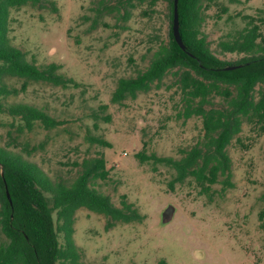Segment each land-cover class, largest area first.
<instances>
[{"label":"rangeland","instance_id":"rangeland-1","mask_svg":"<svg viewBox=\"0 0 264 264\" xmlns=\"http://www.w3.org/2000/svg\"><path fill=\"white\" fill-rule=\"evenodd\" d=\"M54 1L57 11L45 1L44 6L12 8L8 36L29 61L39 66L58 63V72L81 86L27 81L21 90L24 79L6 77L4 81L19 92L5 102L37 106L59 124L47 129L36 122L31 130L18 132L19 120L0 112V146L21 153L52 179L67 183L84 159L103 155L108 175L92 180L93 186L116 206L124 195L143 218L119 221L107 229L103 214L79 208L73 236L83 264H158L160 259L167 264H264V213L259 219L264 211V132L243 124L240 140L227 146L234 186L222 190L215 184L209 197L190 180L170 185L175 171L163 163H140L135 157L144 149L147 154L179 158L180 150L201 136L199 116L179 115L182 102L173 70L159 86L155 82L135 98L110 100L118 78L144 71L154 51L167 41V1L159 0L148 14L143 12L145 5H138L127 21L114 13L99 14V0ZM223 6L228 10L221 14ZM203 9L202 32L211 51L229 62L246 56L223 52L218 42L244 25L237 13L264 17V0H213ZM212 101L221 103L219 97ZM103 105L106 108H100ZM25 145L36 149L28 153ZM167 205L174 213L163 223Z\"/></svg>","mask_w":264,"mask_h":264},{"label":"trees","instance_id":"trees-1","mask_svg":"<svg viewBox=\"0 0 264 264\" xmlns=\"http://www.w3.org/2000/svg\"><path fill=\"white\" fill-rule=\"evenodd\" d=\"M48 2L57 11L54 0H0V112L19 120L18 132L31 130L36 122L45 128L59 123L41 108L25 102H5L19 89L10 87L4 79L17 77L27 81H46L62 87H80L73 77L58 72L55 62L37 65L14 46L8 36V18L12 8L32 4L44 6ZM159 0H99L96 11L116 14L129 20L132 9L145 5L146 14ZM169 8L168 39L154 51L148 67L133 77H120L111 95V102L121 103L138 92H147L168 71L182 102L179 115L199 116L202 122L200 138L189 148L181 149V156H158L145 150L135 153L140 163H163L174 169L170 181L190 180L200 194L211 195L212 187L220 184L222 190L232 188V160L227 146L240 140L238 134L244 123L264 132V17L240 14L244 25L218 42L221 51L243 53L235 62L218 58L210 49L202 32L204 9L213 0H178L179 32L185 46L182 49L172 34L173 0H166ZM240 3L241 0H229ZM223 6L221 14L227 12ZM220 16V14L218 15ZM93 24H96L94 21ZM238 65L233 69L226 66ZM219 97L221 103L212 100ZM100 108H106L103 105ZM13 125V123H12ZM95 142L110 146V142L95 138ZM10 146L9 142L7 143ZM23 149L31 153L36 147ZM78 174L71 182L52 179L35 162L8 147L0 146V264H83L74 240L75 213L79 208L103 214L106 228L116 222L141 221L143 215L131 202L121 197L116 206L109 195L93 186L92 180L107 178L108 170L103 155L84 159ZM8 191L10 200L7 198ZM264 211L260 212L262 220ZM158 264H167L160 259Z\"/></svg>","mask_w":264,"mask_h":264},{"label":"water","instance_id":"water-1","mask_svg":"<svg viewBox=\"0 0 264 264\" xmlns=\"http://www.w3.org/2000/svg\"><path fill=\"white\" fill-rule=\"evenodd\" d=\"M177 3L178 0H173V18H172V34L174 36L175 41L178 43V45L184 49L185 46L182 42L181 35L179 32V22H178V12H177ZM238 65H230L226 66V69H233L236 68ZM7 198L10 200V196L8 191H6ZM174 213V207L172 205H167L165 209L162 211L161 214V221L163 223L168 222L169 220L172 219Z\"/></svg>","mask_w":264,"mask_h":264}]
</instances>
